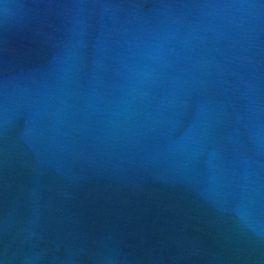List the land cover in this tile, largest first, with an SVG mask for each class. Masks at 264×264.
<instances>
[{
  "label": "water",
  "instance_id": "obj_1",
  "mask_svg": "<svg viewBox=\"0 0 264 264\" xmlns=\"http://www.w3.org/2000/svg\"><path fill=\"white\" fill-rule=\"evenodd\" d=\"M0 264H264V0H0Z\"/></svg>",
  "mask_w": 264,
  "mask_h": 264
}]
</instances>
